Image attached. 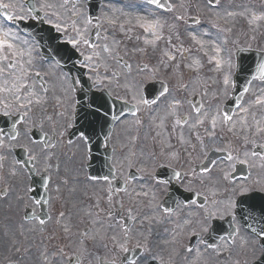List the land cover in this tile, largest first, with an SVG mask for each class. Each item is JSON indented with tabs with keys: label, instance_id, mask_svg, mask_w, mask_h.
I'll list each match as a JSON object with an SVG mask.
<instances>
[{
	"label": "snow or ice",
	"instance_id": "obj_1",
	"mask_svg": "<svg viewBox=\"0 0 264 264\" xmlns=\"http://www.w3.org/2000/svg\"><path fill=\"white\" fill-rule=\"evenodd\" d=\"M0 9V209L23 212L0 238L8 264H264V0ZM37 20L59 59L22 34ZM137 29L143 46L116 38Z\"/></svg>",
	"mask_w": 264,
	"mask_h": 264
},
{
	"label": "flooded vegetation",
	"instance_id": "obj_2",
	"mask_svg": "<svg viewBox=\"0 0 264 264\" xmlns=\"http://www.w3.org/2000/svg\"><path fill=\"white\" fill-rule=\"evenodd\" d=\"M9 2L10 3H18L19 0H0V3H9ZM3 12H4V10L0 9V23L4 22L3 21V15H2ZM32 25H35V26L33 27ZM47 27H48V25L41 23L40 20L30 22L27 27H25V25L23 23H21L19 25V28L23 30L22 34L25 35L26 37H27L28 33H31L37 39H40L41 37L43 38V39H40V42H41V44H43L45 46L42 49V51L45 55L56 56L55 49L58 45H60V40L59 39L49 40L48 32L44 31V29H46ZM14 30H15V27H14ZM117 33H119V32H116L115 35ZM51 34L53 37L59 36V34L55 33L54 30L52 31ZM116 38H117V36H116ZM101 43H103V41H101ZM59 58H60L59 56H56V59H59ZM75 59H76L75 57H73L72 59H68L67 56L64 57L65 70L72 68V65H73ZM117 131H120V130L118 129ZM144 135H146V133ZM137 146H136V148L139 147V146L138 147ZM151 146H153V140L151 141ZM73 152H77L76 156H73ZM66 153L67 154L63 157L62 167H66L69 170V186H71V184H72V179H71L72 172L74 169L78 168V166H79V152L77 151L75 146H72V147L66 149ZM37 211H38V209H37ZM22 215H23L22 211H20L18 213H7V215H6L5 211L3 209H0V238L2 235L1 234L2 231H4L7 226L13 225L14 222H18ZM8 217H11V219H9ZM9 248H7V247L0 248V251L2 252V254H0V264H8L9 258L15 259L16 256L20 255V253H16L14 247H11L10 250H9ZM3 253H6V254L3 255Z\"/></svg>",
	"mask_w": 264,
	"mask_h": 264
},
{
	"label": "rangeland",
	"instance_id": "obj_3",
	"mask_svg": "<svg viewBox=\"0 0 264 264\" xmlns=\"http://www.w3.org/2000/svg\"><path fill=\"white\" fill-rule=\"evenodd\" d=\"M236 3H240L242 2V0H235ZM243 2H247V0H243ZM252 2L256 5V7L259 9L261 7V0H252ZM227 3V0H222V4H226ZM193 14H195V11H193ZM260 23V28L259 30L254 33V35H256L257 37V43L260 44L261 46H264V21H261L259 22ZM237 28H243V30L245 32L248 31V26L247 24L244 22V21H241L239 25H237ZM137 33H141V31L139 29L136 30V32H134L132 34V39H127L124 37V34L123 33H117L116 36L118 39H123L125 44L127 45V48L129 50H131L132 48L136 47L138 44L139 46H143V42L142 40L137 42L135 40V35ZM142 34V33H141ZM253 33H249V35H252ZM241 39H244L245 37L241 36L240 37ZM174 43H175V40H174ZM161 47H164V44L163 42H161ZM209 55H211V52L209 51ZM128 58V57H126ZM141 59H144V58H141ZM205 60L207 59L206 57L204 58ZM135 62V61H133ZM211 67V65H207L205 66V69H204V72L206 74V76H211L213 75V73L209 72L208 69ZM207 99V98H206ZM146 133V135H144ZM132 134H137L136 130H133V133ZM138 135H139V139L138 141L136 142V144L139 146H137V150L143 148L144 151H148L150 149H152V147L150 146L151 145V141H152V137L155 135V131H153L149 125H148V120L147 118L145 119V126L141 129L138 130ZM145 137V138H144ZM4 231H2L1 234H3ZM1 238H2V235H1ZM3 247H7L9 248L10 245L8 246H5L3 244H0V248H3ZM11 249V247H10ZM0 254H2V252L0 251ZM6 253H3V255H5Z\"/></svg>",
	"mask_w": 264,
	"mask_h": 264
},
{
	"label": "water",
	"instance_id": "obj_4",
	"mask_svg": "<svg viewBox=\"0 0 264 264\" xmlns=\"http://www.w3.org/2000/svg\"><path fill=\"white\" fill-rule=\"evenodd\" d=\"M243 55V54H242ZM229 104H231V101L228 102Z\"/></svg>",
	"mask_w": 264,
	"mask_h": 264
}]
</instances>
